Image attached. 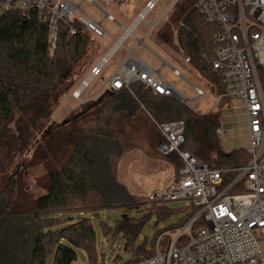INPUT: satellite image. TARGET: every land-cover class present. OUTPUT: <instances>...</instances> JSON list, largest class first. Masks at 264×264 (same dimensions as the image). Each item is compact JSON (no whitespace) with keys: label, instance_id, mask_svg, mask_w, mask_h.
I'll use <instances>...</instances> for the list:
<instances>
[{"label":"trees","instance_id":"obj_1","mask_svg":"<svg viewBox=\"0 0 264 264\" xmlns=\"http://www.w3.org/2000/svg\"><path fill=\"white\" fill-rule=\"evenodd\" d=\"M195 3L185 1L174 15L176 22L183 19L186 25L180 28L179 42L191 64L212 79L221 92L219 75L203 59V52L214 58L211 37L219 30L205 22L194 9ZM75 28L76 34L70 37V27L61 26L55 55L50 58L48 23L42 22L37 13L0 15V140L12 154L30 147L61 98L74 87L95 56L98 48L93 49L91 41H98L81 25ZM172 34L168 27L159 38L172 43ZM140 115L156 128L160 124L184 122L187 142L183 149L202 159L200 140L194 131V122L201 120L203 137L216 154L215 164L203 160L214 169L241 168L250 161V154L244 149L226 153L219 148L217 113L198 115L179 99L154 95L145 87L107 92L56 130V137L68 140L72 127L81 120L88 122L73 142H66L65 156L49 170L44 195L29 207L23 205L18 191L14 196L0 193V264H74L76 249L85 250L94 259L96 235L90 216L99 217L101 212L115 208L139 209L144 204L119 181L114 164L126 153L120 133L113 128L114 121L123 117L137 122ZM164 158L171 162L178 177L182 168L179 156ZM234 176L226 174V181ZM152 205L159 207L163 216L169 214L162 205ZM144 225V221L122 217L115 236L123 234L128 249ZM111 232L107 226L104 228L106 237Z\"/></svg>","mask_w":264,"mask_h":264},{"label":"built area","instance_id":"obj_2","mask_svg":"<svg viewBox=\"0 0 264 264\" xmlns=\"http://www.w3.org/2000/svg\"><path fill=\"white\" fill-rule=\"evenodd\" d=\"M113 5L111 0H101ZM160 0H150L131 27L120 26L124 33L99 65L91 68L89 76L75 90L74 97L81 100L91 84L99 78L112 56L132 38L137 48L144 45L165 19L168 21L180 0H175L165 13L149 24L144 39L133 34L146 21ZM89 5L103 12L104 20L117 23L95 0H0V15L11 12H35L42 22L48 23V55L53 58L62 25L70 27L69 35L76 34L75 25H81L92 37L104 40L107 31L104 21L97 20L82 9ZM194 9L218 32L211 37L214 58L203 52V59L218 74L223 91L217 93L215 104L208 113L219 107L227 98L245 103L248 124L247 166L235 169H214L208 162L184 150L186 125L182 121L157 126L162 140L157 145L163 157L178 155L182 168L178 177L164 189L154 191L148 198L151 204L165 205L190 201L197 210L192 219L180 229L161 233L148 257L133 264H264V88L260 72H264V0H197ZM180 28H186L183 19ZM175 44L181 50L180 59L191 64L179 43L175 31ZM137 48L128 54L117 70L103 84L94 98L111 92L145 87L154 95L177 98L183 103L190 100L182 95L161 73L137 54ZM126 49V48H125ZM163 65L167 62L163 61ZM162 65V66H163ZM171 67V66H170ZM173 74L183 78L181 72L171 67ZM101 81V80H100ZM196 100L205 91L191 84ZM225 103L222 109H228ZM207 113V114H208ZM227 131L220 124L217 135L225 138ZM226 174H235L226 181ZM204 226L194 232L199 219ZM165 248V251L163 250ZM106 264V263H104Z\"/></svg>","mask_w":264,"mask_h":264},{"label":"rangeland","instance_id":"obj_3","mask_svg":"<svg viewBox=\"0 0 264 264\" xmlns=\"http://www.w3.org/2000/svg\"><path fill=\"white\" fill-rule=\"evenodd\" d=\"M75 1L80 3V0ZM95 1L106 13L114 16L119 23L125 27H130L149 0H111L113 2L112 6L101 0ZM174 1L160 0L156 4V8L148 14L146 21L133 31L134 36L139 40L144 39V33L148 25L161 17L168 9L169 4ZM185 1L187 0H180L173 9L171 18L168 21L165 19L149 38L144 39V45L137 48V54L154 68L161 69L162 75L190 100L188 103H184L185 105L198 115H206L215 104L217 93L222 91L219 92L218 86L214 84L212 79L201 74L193 64L183 63L180 59L181 50L175 44V31H178L180 35V20L176 22L174 15L178 13V8ZM194 1L197 2V0ZM83 10L95 19L104 21L108 33L106 38L98 42L91 41V47L99 50L97 49L89 65L85 67V71L78 77L74 87L61 98L60 104L55 109L52 117L41 127L39 135L33 140L29 148L19 154H12L0 140V193L14 196L20 192L22 195H20V200L25 206L29 205L30 207L33 202L46 193L49 170L55 166V161L65 156L66 142L68 140L73 142L88 122L81 120L72 127L73 131L69 133L68 140L65 137L62 138L63 136L56 137V130L87 110L91 104L98 101L105 94L94 98L103 84L123 62L128 50L137 45V41L132 38L128 39L125 42L126 49L120 48L117 50L105 66L102 75L91 84L90 88L82 95L81 100L76 99L73 96L74 92L81 82L89 76L91 68L101 63L114 46L115 39H119L124 33L117 23L104 20L103 12L89 5H83ZM168 27L173 33L172 43H166L159 38V34ZM163 61L167 62V65H163ZM170 66L178 69L184 79L175 76ZM260 74L261 77H264L263 71ZM188 82L200 86L206 92V95L196 100L197 96ZM225 103H229L230 107L228 109H222ZM211 113L219 114L220 124L227 131L225 138H219L217 135L219 148L226 153L240 149L247 151L249 131L245 103L241 100L227 98ZM113 128L120 133L126 150L124 157L118 163H114L118 179L140 200V203L144 204L139 209L122 207L105 210L100 213L99 217L90 216L96 235V254L94 259L91 260L85 250L76 249L77 260L74 264L136 263L145 258L144 253L152 250L157 237L161 233L180 229L197 213V210L191 206L190 201H180L159 205L169 213L163 216L159 207L155 208L148 202L149 196L156 190L164 189L175 175L171 162L157 151L161 136L153 123L144 115H140L137 122H130L122 117L114 121ZM194 131L200 140L202 159L215 164L216 154L211 143L203 137L201 120L196 119L194 122ZM125 215L130 219L144 221L145 223L143 230L128 249L126 247L128 241L123 234L118 233L115 236L117 224ZM106 226L112 230L108 237L104 234ZM202 226L204 224L201 218L194 227V232H197L198 228ZM163 250L165 251V248Z\"/></svg>","mask_w":264,"mask_h":264},{"label":"crops","instance_id":"obj_4","mask_svg":"<svg viewBox=\"0 0 264 264\" xmlns=\"http://www.w3.org/2000/svg\"><path fill=\"white\" fill-rule=\"evenodd\" d=\"M149 1H150V0H149ZM80 2H81V0H80ZM147 3H148V1H147ZM147 3H146V4H147ZM146 4H145V6H146ZM171 4H172V3H170L168 7H170ZM145 6H144V7H145ZM82 9H83V6H82ZM143 9H144V8H143ZM142 11H143V10H142ZM142 11H141V12H142ZM141 12H140V13H141ZM140 13H139V14H140ZM139 14H138V15H139ZM138 15H137V17H138ZM113 17H114V16H113ZM137 17H136V18H137ZM114 18H115V17H114ZM136 18H135V19H136ZM115 19H116V18H115ZM135 19H134V21H135ZM116 21H117V19H116ZM134 21H133V22H134ZM133 22L131 23V25L133 24ZM117 24L120 25V26L125 27L123 24L119 23L118 21H117ZM130 27H131V26H130ZM125 28H129V27H125ZM136 48H137V45H136L133 49H130V50H134V49H136ZM126 56H127V55H126ZM126 56H125V57H126ZM125 57L123 58V60L125 59ZM196 86H197V85H196ZM198 87H200V86H198ZM200 88H201V87H200ZM205 95H206V92H205ZM175 178H176V177H175V175H174V178H173V179H175ZM173 179H172V180H173ZM172 180L168 183V185L172 182ZM168 185H166L165 188H166Z\"/></svg>","mask_w":264,"mask_h":264},{"label":"water","instance_id":"obj_5","mask_svg":"<svg viewBox=\"0 0 264 264\" xmlns=\"http://www.w3.org/2000/svg\"><path fill=\"white\" fill-rule=\"evenodd\" d=\"M127 217H128L127 215L123 216V218H127Z\"/></svg>","mask_w":264,"mask_h":264}]
</instances>
